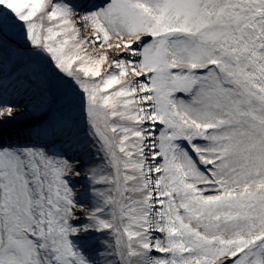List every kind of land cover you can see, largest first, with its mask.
<instances>
[{"label": "snow or ice", "instance_id": "1", "mask_svg": "<svg viewBox=\"0 0 264 264\" xmlns=\"http://www.w3.org/2000/svg\"><path fill=\"white\" fill-rule=\"evenodd\" d=\"M0 264H264V0H0Z\"/></svg>", "mask_w": 264, "mask_h": 264}]
</instances>
